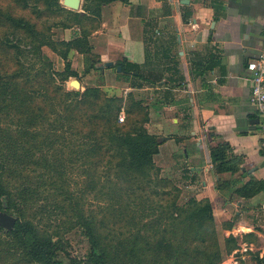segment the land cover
I'll use <instances>...</instances> for the list:
<instances>
[{"label":"trees","instance_id":"trees-1","mask_svg":"<svg viewBox=\"0 0 264 264\" xmlns=\"http://www.w3.org/2000/svg\"><path fill=\"white\" fill-rule=\"evenodd\" d=\"M111 1L115 0H83L81 13L66 9L60 0H15L35 15H40L43 9L73 14L82 26L80 34L58 43L28 18L13 15L0 5V27L7 28L0 34V49L8 52L15 65L11 72L0 73V212H13L17 216L11 230L0 227V237L5 235L4 240L0 238V262L7 257L3 254L4 246L8 256L17 255L26 264H72L61 258L53 235L38 229L37 210L43 214L57 210L81 230L89 244L90 264H143L142 257L147 251L144 246L152 244L150 237L139 232L130 233L125 244L112 243L102 234L95 217L86 212L84 190L71 188L68 176L67 166L71 163L78 162L82 174L93 179L97 170L94 167L104 165L105 181L113 183L118 190L125 189L126 194L134 193L138 189L135 180L145 178L149 182L153 157L158 152L157 138L144 126L149 120L147 112L143 113L142 122L129 119L120 125V98L103 95L98 85L76 91L65 89L63 84L69 76L78 75L67 59L72 49L83 55L84 72L99 69L95 66L98 56L91 52L88 36L96 26L99 5ZM91 3L96 5L92 12ZM43 47L66 61L63 70L54 68ZM117 65L121 66L117 79L121 77L132 88L153 86L163 80L160 75H149L140 65L126 59L116 62ZM173 100V94L167 91L153 108L159 110L165 102ZM209 135L217 136L214 132ZM260 151L264 153V146ZM209 152L217 176L225 172L243 174L242 157L233 152L228 142L210 146ZM99 180L97 177L95 182ZM91 183L89 180L87 187ZM121 183L125 184L124 188ZM229 183L230 180L219 177L215 189L229 188ZM261 191H264V181L249 178L234 188L232 194L250 198ZM40 200L44 203L37 209L35 204ZM213 208L209 199H193L183 210L185 220L209 233ZM232 225L229 222L227 227ZM230 243L227 252L236 249L237 239L230 236ZM171 244L170 241L155 242L156 254L165 253L170 257ZM254 259L259 264L262 262L256 255Z\"/></svg>","mask_w":264,"mask_h":264},{"label":"crops","instance_id":"crops-1","mask_svg":"<svg viewBox=\"0 0 264 264\" xmlns=\"http://www.w3.org/2000/svg\"><path fill=\"white\" fill-rule=\"evenodd\" d=\"M184 1L115 0L99 5L96 26L88 36L91 52L98 56L95 66L99 72L90 74H98L104 82L101 87H116L120 82L115 63L126 59L149 75L162 77L161 83L155 84L158 96L169 91L174 100L159 110L153 108L156 101L149 125L164 129L166 124L176 123L181 126V134H176L179 139L192 135L179 143L197 144L189 154L184 152L189 182L201 185L197 198H208L214 215L215 201L223 198L221 211L233 222L225 233L237 238L241 256L251 258L254 254L264 264V191L250 198L232 194L249 178L264 181L261 134L258 125L248 130L257 111L249 100L251 83L246 69L247 61L259 54L264 39V0ZM82 3L80 0V6ZM90 6V11H95V3ZM74 54L83 67L82 54L73 50L69 59ZM105 62L113 64L104 66ZM166 106L179 107L191 116L169 119L162 112ZM210 132L217 136L211 138ZM218 142H228L242 157L243 174L214 173L209 146ZM219 177L230 180L229 188L215 189ZM254 264L259 262L254 260Z\"/></svg>","mask_w":264,"mask_h":264},{"label":"rangeland","instance_id":"rangeland-1","mask_svg":"<svg viewBox=\"0 0 264 264\" xmlns=\"http://www.w3.org/2000/svg\"><path fill=\"white\" fill-rule=\"evenodd\" d=\"M0 5L11 10L13 15L28 18L35 23L37 29L49 35L56 43L61 40L72 39L75 33L76 36L80 34L82 26L77 24L73 14L43 9L40 15H35L30 9L22 8L15 0H0ZM40 7L42 6L40 5ZM65 8L73 12L82 13L83 11L81 6L77 10ZM88 24L90 25L89 21ZM6 29V26L0 27V34ZM42 51L53 61L56 70L61 71L64 69L65 60L48 47H43ZM71 51L73 50L69 51L67 59L70 64L72 63L71 67L74 66L72 69L78 75L69 76L64 81L65 89L82 91L87 86L98 85L103 95L120 98V111L124 112V120L119 121L120 125H125L129 119L142 122L143 113L147 112L149 120L144 123V126L150 134L157 138L159 143L158 152L153 157L154 167L149 171V182L145 178H140L138 182L135 180L134 183L138 185V189L134 193L126 194L125 189L118 190L113 183L105 181L104 176L107 170L104 165L94 167L97 169L94 179L82 174V166L78 162L67 166L71 188L84 190L85 210L95 217L102 234L112 240V243L120 242L122 244L129 241L130 233L139 232L140 235L146 238L150 237L152 244L149 247L144 246L147 251L142 257L143 264H205L207 262L211 264H254V254L249 258V256H241L242 253L237 249H231L227 252L231 244L230 236L232 235L227 236L225 233L226 230H231V228L227 227L230 219L225 218V214L221 211L223 198L219 197L215 201L216 215L213 211V221L210 223L209 233H206L203 227H192L185 220L186 215L183 210L187 209V205L191 200L208 199L205 197L197 198L201 185L199 181L197 183L189 182V177L186 175L189 163L186 161L185 154H189L197 144L188 143V147L179 143L192 136L187 134L179 139L176 134H181L180 124L168 123L164 129H153L149 125V114L152 105L160 99L155 84L144 88H132L119 77L117 80L120 83L116 87L103 88L101 85L104 82L100 80L98 74L93 76L90 74L92 71L96 72L97 70L84 72V63L82 67L81 62L75 58L77 54L69 59ZM14 67V61L8 52L0 49V73H9ZM74 79L79 82V86L76 88L70 84V81ZM182 95L185 94L182 93ZM176 96L178 97L180 94L177 93ZM184 98L182 99L184 100ZM132 102L139 104V106L134 105ZM185 104L187 105L186 101ZM166 108L168 107L166 106ZM162 112L169 119L179 118L184 120L191 116L189 111H184L179 107L162 108ZM257 131L262 134L260 130ZM168 136H171L174 140H170ZM160 137L165 138L160 141ZM260 144L263 146L262 136ZM97 177H100V180L95 182ZM89 180L93 183L87 187L86 183ZM91 186L93 187L91 188ZM122 187L124 188L125 184H122ZM224 189L220 190L223 191ZM41 203H44V200H40L35 204L37 209L40 208L39 205H43ZM37 211H39L37 215L40 217V220L38 218L35 220V222H38V229L46 230L53 235L54 240L58 242L61 258L72 264H90L87 260L89 244L81 230L78 227H73L66 216L60 214L57 210H51L45 214L40 210ZM9 214L16 216L13 212H9ZM230 215L231 217L234 215L233 210L230 211ZM4 236L3 234L0 238L4 240ZM161 241L172 243L170 257L166 256L165 253L156 254L157 245H155V242ZM236 246V248H239L238 242ZM2 248L3 254L7 257L0 263L26 264L19 260L17 255L8 256L6 248L4 246ZM218 255L219 259L216 258Z\"/></svg>","mask_w":264,"mask_h":264},{"label":"built area","instance_id":"built-area-1","mask_svg":"<svg viewBox=\"0 0 264 264\" xmlns=\"http://www.w3.org/2000/svg\"><path fill=\"white\" fill-rule=\"evenodd\" d=\"M246 69L248 80L251 83L250 102L254 105L259 118L258 128L262 132L264 146V39L259 54L247 61ZM124 120V112L120 111L118 121Z\"/></svg>","mask_w":264,"mask_h":264},{"label":"water","instance_id":"water-1","mask_svg":"<svg viewBox=\"0 0 264 264\" xmlns=\"http://www.w3.org/2000/svg\"><path fill=\"white\" fill-rule=\"evenodd\" d=\"M181 2H187L184 0H181ZM61 4L64 7H67L71 10H77L80 7V0H62ZM113 64V62H105L104 66H111ZM101 67V66H100ZM116 71L120 72L121 71V66L117 65L116 66ZM70 84L73 87H78L79 86V82L77 80H71ZM259 118L255 117L254 119H250L249 123L250 125L248 126V130H255L257 125H259ZM165 137H160V141H162ZM17 217L14 215H11L5 211H1L0 212V227H2L5 230H11L16 222Z\"/></svg>","mask_w":264,"mask_h":264}]
</instances>
